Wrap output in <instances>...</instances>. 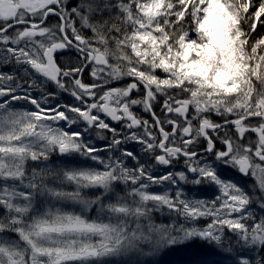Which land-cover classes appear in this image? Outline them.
<instances>
[{
	"label": "snow or ice",
	"instance_id": "1",
	"mask_svg": "<svg viewBox=\"0 0 264 264\" xmlns=\"http://www.w3.org/2000/svg\"><path fill=\"white\" fill-rule=\"evenodd\" d=\"M175 250L264 264V0H0V264Z\"/></svg>",
	"mask_w": 264,
	"mask_h": 264
},
{
	"label": "rangeland",
	"instance_id": "2",
	"mask_svg": "<svg viewBox=\"0 0 264 264\" xmlns=\"http://www.w3.org/2000/svg\"><path fill=\"white\" fill-rule=\"evenodd\" d=\"M161 217V216H160ZM157 219V217H156ZM187 256L182 250H175L167 253L162 258V264H176L177 261L186 259Z\"/></svg>",
	"mask_w": 264,
	"mask_h": 264
},
{
	"label": "trees",
	"instance_id": "3",
	"mask_svg": "<svg viewBox=\"0 0 264 264\" xmlns=\"http://www.w3.org/2000/svg\"><path fill=\"white\" fill-rule=\"evenodd\" d=\"M65 102H67V103H71L72 102V100H71V98L70 97H68V96H64L63 98H62ZM206 195H211V192H208V193H205ZM158 222L159 221H163L164 223H168L169 221H170V218L169 217H160L159 215H157V219H156Z\"/></svg>",
	"mask_w": 264,
	"mask_h": 264
}]
</instances>
